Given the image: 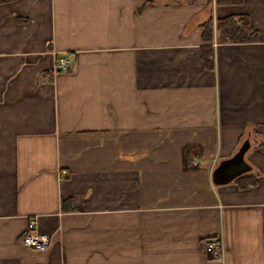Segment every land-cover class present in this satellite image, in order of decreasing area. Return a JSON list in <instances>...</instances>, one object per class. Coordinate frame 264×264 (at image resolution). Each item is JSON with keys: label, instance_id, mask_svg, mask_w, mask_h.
<instances>
[{"label": "crops", "instance_id": "0c3cea01", "mask_svg": "<svg viewBox=\"0 0 264 264\" xmlns=\"http://www.w3.org/2000/svg\"><path fill=\"white\" fill-rule=\"evenodd\" d=\"M243 13L259 40L218 42ZM0 264H264V0H0Z\"/></svg>", "mask_w": 264, "mask_h": 264}, {"label": "trees", "instance_id": "16d2710c", "mask_svg": "<svg viewBox=\"0 0 264 264\" xmlns=\"http://www.w3.org/2000/svg\"><path fill=\"white\" fill-rule=\"evenodd\" d=\"M6 1V0H4ZM229 3H237L241 0H219ZM213 20L210 17L204 22V27H212ZM215 28L218 31V42H251L258 41V31L251 27L249 17L247 14H230L216 19ZM211 40V38H210ZM203 64L209 68L213 67V48L211 46L205 47L201 52ZM251 178L247 185H252L256 182L254 173H247L240 176L237 181L241 184L240 179ZM247 177V178H246ZM241 180V181H242Z\"/></svg>", "mask_w": 264, "mask_h": 264}, {"label": "built area", "instance_id": "2783aa9c", "mask_svg": "<svg viewBox=\"0 0 264 264\" xmlns=\"http://www.w3.org/2000/svg\"><path fill=\"white\" fill-rule=\"evenodd\" d=\"M73 53H65L57 56L53 63V70L65 71L71 66ZM25 246L33 249H45L50 245L51 236L39 231L35 218L31 217L22 236ZM203 252L209 257H218L222 253V243L219 238H210L202 243Z\"/></svg>", "mask_w": 264, "mask_h": 264}, {"label": "water", "instance_id": "95a60500", "mask_svg": "<svg viewBox=\"0 0 264 264\" xmlns=\"http://www.w3.org/2000/svg\"><path fill=\"white\" fill-rule=\"evenodd\" d=\"M249 146L250 141L248 138H245L231 156L219 161L212 171L214 183H227L251 169V165L244 159V154Z\"/></svg>", "mask_w": 264, "mask_h": 264}]
</instances>
